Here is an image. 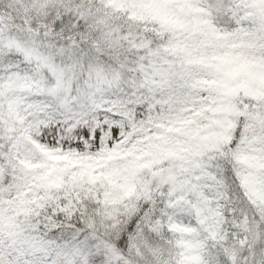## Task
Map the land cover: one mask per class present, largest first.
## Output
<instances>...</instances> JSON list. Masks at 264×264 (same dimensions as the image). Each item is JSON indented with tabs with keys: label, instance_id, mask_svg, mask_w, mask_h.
Masks as SVG:
<instances>
[{
	"label": "snow or ice",
	"instance_id": "obj_1",
	"mask_svg": "<svg viewBox=\"0 0 264 264\" xmlns=\"http://www.w3.org/2000/svg\"><path fill=\"white\" fill-rule=\"evenodd\" d=\"M0 264H264V0H0Z\"/></svg>",
	"mask_w": 264,
	"mask_h": 264
}]
</instances>
